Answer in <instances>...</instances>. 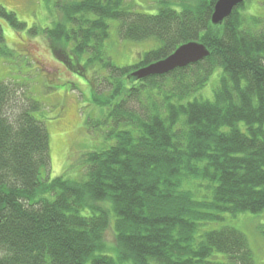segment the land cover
<instances>
[{"label": "trees", "instance_id": "1", "mask_svg": "<svg viewBox=\"0 0 264 264\" xmlns=\"http://www.w3.org/2000/svg\"><path fill=\"white\" fill-rule=\"evenodd\" d=\"M173 1L153 15L126 0H64L62 18L43 33L68 70H92L97 81L91 102L106 146L84 156L79 180L42 177L51 168L49 133L36 117L43 105L0 79V264H255L239 230L202 231L224 215L264 213V22L245 17V3L214 26L218 0H180L181 11ZM0 16L25 28L3 7ZM112 22L121 41L155 47L116 66ZM191 42L209 58L132 77ZM2 55L11 50L0 26ZM110 227L116 258L101 254Z\"/></svg>", "mask_w": 264, "mask_h": 264}, {"label": "rangeland", "instance_id": "2", "mask_svg": "<svg viewBox=\"0 0 264 264\" xmlns=\"http://www.w3.org/2000/svg\"><path fill=\"white\" fill-rule=\"evenodd\" d=\"M162 1L126 0V5L139 12L155 15L162 7ZM59 3L64 4V0H0V7L15 13L18 21L25 25L24 29L16 30L6 18L0 16L6 46L11 50L10 56H0V79L24 85L34 99L43 105L36 117L46 125L49 133L51 168L49 172L44 170L42 177L53 180L66 176L71 180H79L84 156L105 148L106 126H101L103 122L99 121L101 125L95 127L100 112L91 102L92 90H97L93 71H85L83 77L72 73L51 51V43L43 34L62 18ZM172 8L181 11L180 0H174ZM241 13L247 18H261L264 22V0H247ZM116 26L117 23L112 22L111 38L107 43L109 55L116 66H133L155 47L156 44L152 46V42L121 41ZM100 72L105 70L101 69ZM103 85L106 87L107 84ZM104 89L101 87L98 91ZM211 90V86L207 87L204 95L209 97ZM223 217V221L205 226L202 233L224 226L233 227L246 235L255 264H264V213ZM114 221L112 216L111 226ZM104 242L107 249L101 254L116 258L117 243L112 227L105 232Z\"/></svg>", "mask_w": 264, "mask_h": 264}, {"label": "water", "instance_id": "3", "mask_svg": "<svg viewBox=\"0 0 264 264\" xmlns=\"http://www.w3.org/2000/svg\"><path fill=\"white\" fill-rule=\"evenodd\" d=\"M247 0H218L212 15L214 26L223 25L234 10L245 4ZM210 52L199 42H191L181 46L173 55L165 60L135 71L132 77L144 80L152 76H164L178 69H184L209 58Z\"/></svg>", "mask_w": 264, "mask_h": 264}, {"label": "bare ground", "instance_id": "4", "mask_svg": "<svg viewBox=\"0 0 264 264\" xmlns=\"http://www.w3.org/2000/svg\"><path fill=\"white\" fill-rule=\"evenodd\" d=\"M246 3V2H245Z\"/></svg>", "mask_w": 264, "mask_h": 264}]
</instances>
